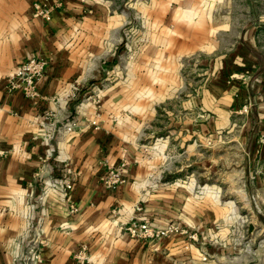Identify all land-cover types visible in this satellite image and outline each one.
I'll return each mask as SVG.
<instances>
[{
    "label": "crops",
    "instance_id": "0c3cea01",
    "mask_svg": "<svg viewBox=\"0 0 264 264\" xmlns=\"http://www.w3.org/2000/svg\"><path fill=\"white\" fill-rule=\"evenodd\" d=\"M35 2L52 6L50 20L32 14ZM245 2L246 15L233 0L167 2V11L156 17L154 48L139 47L141 57L144 52L158 59L154 66L135 62L134 76L129 62L117 73V28L101 27L111 19L105 0H0V264H10L16 245L24 248L28 238L42 240L41 264H258V253L240 250V217L227 215L253 208L214 203L206 183L212 160L197 150L206 149L213 135L235 130L245 186L252 197L264 194V0ZM28 56L47 62L35 99L5 88V77ZM188 57L204 70L195 92L173 73ZM149 66L155 80L148 79ZM165 70L171 87L163 85ZM103 79L106 88L85 95ZM73 81L83 85L78 100L68 94ZM147 85H154V94L144 91ZM94 94L97 128L89 124ZM182 94L186 115L152 128L159 136L144 151L139 136L149 134L150 118ZM72 116L83 123L67 132L60 125ZM49 152L53 158L45 159ZM123 159L125 180L109 189L102 177ZM67 179L71 189H60ZM70 203L76 213L69 212ZM138 215L158 226L176 222L198 241L131 237L124 225ZM82 245L85 260L76 258Z\"/></svg>",
    "mask_w": 264,
    "mask_h": 264
},
{
    "label": "rangeland",
    "instance_id": "374dc122",
    "mask_svg": "<svg viewBox=\"0 0 264 264\" xmlns=\"http://www.w3.org/2000/svg\"><path fill=\"white\" fill-rule=\"evenodd\" d=\"M171 0H105V3H108L109 12L108 14L111 16L110 23L106 21L104 25L101 27L108 28L107 26L111 25L112 23L115 24L113 26L114 28H117V34L115 37V51L116 53L113 55L116 59V67H118L117 73L121 71H126L128 62L131 63L129 66L132 67L128 70L134 76L138 73V69L134 67L135 62H139L142 59L147 60L148 62H151L150 65L154 66V61L158 58L155 56L148 55V57H145V53L142 52V57L140 56V46H146L147 48L151 49L154 48L156 38L154 36L155 31V24H156V17L160 14L163 15L167 10V2H170ZM238 4V7L240 10H242L243 14H247L245 12L246 9V2L245 0H233ZM231 2V0H230ZM233 4V3H232ZM264 6V3L261 4ZM261 7V10L264 9V7ZM226 7V5L224 6ZM229 7H233L230 5ZM228 9V8H227ZM215 11V12H214ZM222 9H216L213 10V13H222ZM240 12V11H239ZM238 12V13H239ZM264 24V22L262 23ZM261 44L264 45V36L261 37ZM153 52V50H152ZM195 58H185L184 60V67H181V69H174V75L176 77L185 78L186 82L191 83V88L195 92L199 90L200 82L198 81L199 77L204 75V70L200 68V64L197 65L196 62H194ZM124 65H127L126 68H124ZM152 66H149L147 69L148 72V79L155 80L154 76L156 72L155 68H150ZM162 72V76L164 77V86L169 85V80H167L168 77L171 75H167L169 70L166 72ZM159 74V73H158ZM116 77L120 78L121 75ZM7 79V77H5ZM113 80V78H111ZM123 79V76H122ZM134 79V78H133ZM137 79V78H135ZM153 80L151 82H153ZM96 85H89L88 88L85 90V95L89 92H95L97 95L96 89H102L106 88V81L103 79L102 81H99ZM149 83V82H147ZM73 84V85H71ZM70 84L71 90L69 89L70 95H72L73 100H78L83 97L82 90L83 85L80 84V82L73 81ZM149 86V85H147ZM187 88H189V85H185ZM90 87V88H89ZM6 88V85H5ZM93 91H91L92 89ZM95 88V89H94ZM148 88V87H145ZM140 91V89L138 90ZM137 91V93H138ZM144 91H148L151 93H155V87L154 85L149 86V89H145ZM93 95L90 103L93 105L95 112L94 117L91 119H95L97 122L98 117V109H100V102H99V96ZM91 96V95H90ZM185 98V96L179 95V100L172 101L165 103V105H159L160 108L157 110V115L154 118H150L151 121L148 122L147 130L144 132H148L149 134H140L139 136V143L141 145V148H143L144 151L148 150L150 151L149 145H151L157 136H159L157 133L152 132V128H155L156 125H162V124H170L172 117L175 119L178 115L179 119H183L186 114H183V107H182V100ZM177 101H180V106H176ZM185 101V100H183ZM179 103V102H178ZM137 106H140V103H136ZM157 102L156 100L153 103V109L156 106ZM243 108V107H242ZM241 108V110H242ZM139 111V109H137ZM243 112V111H241ZM246 113V112H245ZM199 117V116H198ZM90 120V121H91ZM89 121V123H90ZM68 122H75V126H73V129L71 131L78 130L81 128V125L83 123V120H81L79 117L72 116L70 119L64 121L61 123L60 127L63 128V124ZM88 122V121H86ZM98 124V122H97ZM92 126V125H91ZM65 130V129H64ZM67 132H71L66 130ZM139 135V134H138ZM145 136H148V138H145ZM240 141V139H239ZM206 149H203L202 147H199L198 145V152L204 156H209L212 160V172L210 173L209 178L206 180V183L208 185H212V196L214 203L217 202V204H225L227 205V208H229L230 202L233 201L235 205H244V204H250V206L253 208V212H245V210L238 209L234 212H227V215H234L237 218L240 217L241 219V229H238L236 235L237 238L242 240L243 244L240 246V250H244V252H254L258 253L259 255V262L258 264H264V194L261 196H254L252 198L251 193L248 191L249 187L248 184L245 186L246 181H244V174L242 176V159H241V150L237 141V133H227L226 131H222L221 133L217 135H213L211 138L205 140ZM168 155V154H167ZM169 155H171V152H169ZM49 156L53 158V154L49 152ZM171 158V156H169ZM124 165H121V164ZM126 160L123 159L118 166H111V167H118L122 168L123 176H124V167H125ZM104 176V175H103ZM240 188L245 189V193L242 195L237 193L236 191ZM232 209V208H231ZM228 210V209H227ZM237 218H234L237 219ZM149 220V219H148ZM243 221V222H242ZM249 225L253 226V229L251 232H249ZM257 227V228H256ZM235 232V230H234ZM251 236V234H253ZM244 237V238H242ZM252 238L251 243L249 242ZM239 250V251H240ZM232 252H235V249L233 248ZM263 259V260H261ZM256 262V263H257Z\"/></svg>",
    "mask_w": 264,
    "mask_h": 264
},
{
    "label": "built area",
    "instance_id": "2783aa9c",
    "mask_svg": "<svg viewBox=\"0 0 264 264\" xmlns=\"http://www.w3.org/2000/svg\"><path fill=\"white\" fill-rule=\"evenodd\" d=\"M32 9V14L34 16L41 17L44 20L51 19L52 6L50 7L44 3L35 2L33 3ZM46 64L47 62L45 59L37 56H28L24 59H21L16 64L12 72L7 76L6 91L10 93L20 91L27 98H37V82L43 74ZM242 111L247 112L248 106L244 105ZM75 124V122H68L63 124V128L65 130L71 131ZM89 124L95 128L98 127L95 119L91 120ZM259 142L264 144V135L259 137ZM49 158L45 157V159ZM121 165L124 164L122 163ZM102 180L109 189H116L125 180L122 168L108 167L106 173L102 177ZM51 186L57 188L59 186L58 180H52ZM71 187L72 181L67 179L64 181L63 188L60 189L69 190ZM68 207L70 213H76L78 211V207L74 203H70ZM136 211H140L139 206H136ZM124 229L131 237L134 238L158 240L170 235H184L194 241H198L194 232H189L188 229L182 227L176 222H167L161 226H158L143 215L133 216L124 225ZM23 239H25V234L23 235ZM41 243L42 240L40 238H28L24 244V248H22L20 243L17 244L12 252L13 256L10 264H41ZM86 249V246L82 245L80 250L76 253V258L80 260L87 259L88 256L86 255Z\"/></svg>",
    "mask_w": 264,
    "mask_h": 264
},
{
    "label": "water",
    "instance_id": "95a60500",
    "mask_svg": "<svg viewBox=\"0 0 264 264\" xmlns=\"http://www.w3.org/2000/svg\"><path fill=\"white\" fill-rule=\"evenodd\" d=\"M252 230V228H251V226L249 227V231H251Z\"/></svg>",
    "mask_w": 264,
    "mask_h": 264
}]
</instances>
